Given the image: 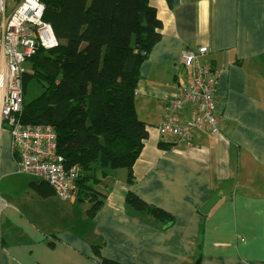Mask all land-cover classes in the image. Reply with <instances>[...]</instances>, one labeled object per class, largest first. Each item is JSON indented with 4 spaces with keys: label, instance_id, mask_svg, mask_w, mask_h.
Listing matches in <instances>:
<instances>
[{
    "label": "crops",
    "instance_id": "crops-1",
    "mask_svg": "<svg viewBox=\"0 0 264 264\" xmlns=\"http://www.w3.org/2000/svg\"><path fill=\"white\" fill-rule=\"evenodd\" d=\"M150 4L162 20V37L140 69L135 104L149 137L132 183L127 169L100 170L95 190L102 206L94 216L88 213L92 206L79 214L49 184L53 193L42 195L34 185L43 181L17 170L5 134L0 264H101L102 258L117 264L264 262V0ZM200 45L209 49L203 60L217 71L218 131L205 124L192 130L191 140L161 135L157 127L167 99L186 80L182 51ZM195 109L186 105L181 120L191 119ZM128 192L175 221L134 208L126 201ZM213 198L209 212H202Z\"/></svg>",
    "mask_w": 264,
    "mask_h": 264
},
{
    "label": "trees",
    "instance_id": "trees-1",
    "mask_svg": "<svg viewBox=\"0 0 264 264\" xmlns=\"http://www.w3.org/2000/svg\"><path fill=\"white\" fill-rule=\"evenodd\" d=\"M42 1L44 19L59 43L30 58L24 94L32 79L44 90L25 100L21 118L54 127L59 154L68 166L80 168L77 194L93 202L88 213L94 216L103 203L95 190L101 181L97 172L125 168L132 183L134 164L149 137L135 97L141 66L160 41L163 23L150 0ZM34 186L42 195L53 193L44 181ZM126 201L158 220L175 221L132 192ZM95 253L100 255L96 246ZM101 264L117 263L102 258Z\"/></svg>",
    "mask_w": 264,
    "mask_h": 264
},
{
    "label": "built area",
    "instance_id": "built-area-1",
    "mask_svg": "<svg viewBox=\"0 0 264 264\" xmlns=\"http://www.w3.org/2000/svg\"><path fill=\"white\" fill-rule=\"evenodd\" d=\"M45 8L42 0H0V154L8 134L17 170L40 178L61 198L71 199L77 194L80 168L68 166L59 154L52 125L25 123L21 118L24 75L30 70V58L41 48L59 43L51 24L44 19ZM208 51L206 45L182 51L181 60L188 72L180 91L167 99L165 118L157 127L161 135L191 140L192 130L205 124L213 132L218 131L217 71L203 60ZM188 104L197 109L191 119L182 121L180 111Z\"/></svg>",
    "mask_w": 264,
    "mask_h": 264
},
{
    "label": "rangeland",
    "instance_id": "rangeland-1",
    "mask_svg": "<svg viewBox=\"0 0 264 264\" xmlns=\"http://www.w3.org/2000/svg\"><path fill=\"white\" fill-rule=\"evenodd\" d=\"M28 66V64H27ZM44 90V86L41 82H39L37 79H32L29 81V83L27 84L26 87V95H25V100L27 102H31L34 99H36L39 95H41V93ZM6 147V140H3V146H2V150ZM99 169V168H98ZM111 170V169H110ZM123 172L126 171V169H120ZM112 172H119L117 171H112ZM99 174V172H97V175ZM5 182V181H4ZM69 201H71L74 204L75 210L80 214V212L83 210H85L87 207H91L93 204L90 200H87L83 203H80L77 201V198H71Z\"/></svg>",
    "mask_w": 264,
    "mask_h": 264
},
{
    "label": "water",
    "instance_id": "water-1",
    "mask_svg": "<svg viewBox=\"0 0 264 264\" xmlns=\"http://www.w3.org/2000/svg\"><path fill=\"white\" fill-rule=\"evenodd\" d=\"M215 201H216V198H213V199H211L210 201H208V202L204 205V207L202 208V212H204V213L209 212L210 208L212 207V205L214 204ZM200 262H201V259L199 258L197 261H195L194 264H200Z\"/></svg>",
    "mask_w": 264,
    "mask_h": 264
}]
</instances>
